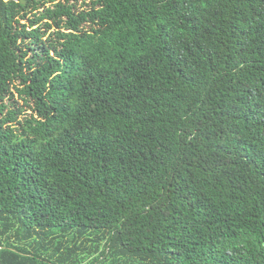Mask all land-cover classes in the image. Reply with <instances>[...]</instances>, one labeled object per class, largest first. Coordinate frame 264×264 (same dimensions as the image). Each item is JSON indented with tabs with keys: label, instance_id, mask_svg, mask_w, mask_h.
Wrapping results in <instances>:
<instances>
[{
	"label": "trees",
	"instance_id": "trees-1",
	"mask_svg": "<svg viewBox=\"0 0 264 264\" xmlns=\"http://www.w3.org/2000/svg\"><path fill=\"white\" fill-rule=\"evenodd\" d=\"M0 264H264V0H0Z\"/></svg>",
	"mask_w": 264,
	"mask_h": 264
},
{
	"label": "rangeland",
	"instance_id": "rangeland-1",
	"mask_svg": "<svg viewBox=\"0 0 264 264\" xmlns=\"http://www.w3.org/2000/svg\"><path fill=\"white\" fill-rule=\"evenodd\" d=\"M15 97H17V94H15Z\"/></svg>",
	"mask_w": 264,
	"mask_h": 264
},
{
	"label": "built area",
	"instance_id": "built-area-1",
	"mask_svg": "<svg viewBox=\"0 0 264 264\" xmlns=\"http://www.w3.org/2000/svg\"><path fill=\"white\" fill-rule=\"evenodd\" d=\"M15 1H18V0H15Z\"/></svg>",
	"mask_w": 264,
	"mask_h": 264
}]
</instances>
